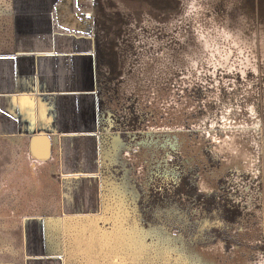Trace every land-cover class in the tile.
Instances as JSON below:
<instances>
[{"label":"rangeland","instance_id":"374dc122","mask_svg":"<svg viewBox=\"0 0 264 264\" xmlns=\"http://www.w3.org/2000/svg\"><path fill=\"white\" fill-rule=\"evenodd\" d=\"M0 48V264H264V0H0ZM180 114L195 156L151 130Z\"/></svg>","mask_w":264,"mask_h":264},{"label":"built area","instance_id":"2783aa9c","mask_svg":"<svg viewBox=\"0 0 264 264\" xmlns=\"http://www.w3.org/2000/svg\"><path fill=\"white\" fill-rule=\"evenodd\" d=\"M105 68L100 66L97 68L95 75V80H94V87L96 91V101L100 103L99 109L96 112L97 116V123H100V128L102 129H114L117 137H121V131L118 130V125L119 124H126L129 125V120H128V108H131L130 104H125L124 101H122L121 95L123 93L125 94L126 92L123 91L120 92L121 90V84L117 82L113 86H106L104 83L107 80L108 74L104 72ZM110 87V88H109ZM120 96V99H119ZM188 98V97H187ZM189 99V98H188ZM190 100V107L192 104H196L193 102L191 99ZM133 109L135 110L134 106H132ZM179 118L176 119V117L169 115L167 118L164 117L163 119H156L157 123L154 122L152 123V128L151 130H159L160 126L163 127L167 132L169 136V142L172 143L174 152H181L183 151V146L186 144L188 147L187 149L191 152H193L195 156V152H197V148L199 147V143L195 141V149L194 143L191 141H188L186 136H182L185 131V126H188V123L190 121H187L183 119L184 114H181L178 116ZM98 127V125H97ZM184 137V138H181ZM112 137V136H111ZM119 139V138H118ZM205 147H201V151H203ZM206 153L208 157H212V149L209 147H206ZM223 179H226V176H223Z\"/></svg>","mask_w":264,"mask_h":264},{"label":"bare ground","instance_id":"6f19581e","mask_svg":"<svg viewBox=\"0 0 264 264\" xmlns=\"http://www.w3.org/2000/svg\"><path fill=\"white\" fill-rule=\"evenodd\" d=\"M13 20V19H12ZM12 20H11V23H10V29L8 31H10V35L12 36ZM12 31V32H11ZM11 44V43H10ZM136 104H133L132 106H134ZM135 108V112H136V108L137 106H134ZM227 117V116H226ZM225 117V118H226ZM230 118V117H229ZM106 130V129H104ZM113 133L115 134V136H117L116 132L114 129H112ZM215 141L218 143L217 146H216V149L219 150L222 154H223V157H224V165L223 167L220 169V171L224 170L225 167H227V165L229 164H235V165H241V160L244 159V161L246 163L248 162H252L253 160V156H252V153H251V150L249 149V146L247 144L246 141H244L243 139L240 138L239 136V133L236 132V131H227L226 132V135L225 136H216L215 137ZM116 143H119L116 141ZM167 146V145H166ZM171 148V147H170ZM57 151V148L56 150ZM56 153V152H55ZM176 154L180 153V152H175ZM28 155V154H27ZM179 155V154H178ZM181 155V154H180ZM31 156V155H30ZM31 162L33 160H30ZM29 161V162H30ZM243 161V160H242ZM28 162V161H27ZM34 162V161H33ZM42 165L44 164V162L40 161V160H37V165ZM28 164L26 163V166ZM49 164H47L48 166ZM31 166V164H30ZM36 166V165H35ZM43 166V165H42ZM46 167V166H45ZM49 167V166H48ZM29 168V167H28ZM27 168V169H28ZM36 168V167H35ZM40 169V168H39ZM47 169V167H46ZM26 170V169H25ZM30 170V168H29ZM35 170V169H34ZM39 171V170H38ZM45 171V170H44ZM218 170V173L220 172ZM36 172V171H35ZM40 172V171H39ZM29 173V172H28ZM31 173V171H30ZM33 173V172H32ZM217 173V174H218ZM27 174V173H26ZM32 175V174H31ZM31 175L28 174L27 176V180L29 179H33L31 177ZM37 175V174H36ZM40 175V173H39ZM35 176V175H34ZM39 176L35 177V178H38ZM29 179V180H30ZM33 181V180H32ZM36 181V180H35ZM40 181V180H39ZM201 186H204L205 188L209 189L211 186H209V182L206 178H202L201 180ZM220 247V246H218ZM219 249V248H218Z\"/></svg>","mask_w":264,"mask_h":264},{"label":"crops","instance_id":"0c3cea01","mask_svg":"<svg viewBox=\"0 0 264 264\" xmlns=\"http://www.w3.org/2000/svg\"><path fill=\"white\" fill-rule=\"evenodd\" d=\"M11 17V5L9 4V12H8V17ZM13 19V17H11L10 18V21ZM12 22H13V20H12ZM9 27V29H10V25L8 26ZM12 27H13V23H12ZM8 29V30H9ZM14 49V46H10L9 48H8V50H10L9 51V53H11L12 52V50ZM6 50V49H5ZM5 50H3V48H0V51L2 52V51H5ZM4 56V55H3ZM5 58H8V56H5V57H1V59L2 60H4Z\"/></svg>","mask_w":264,"mask_h":264}]
</instances>
